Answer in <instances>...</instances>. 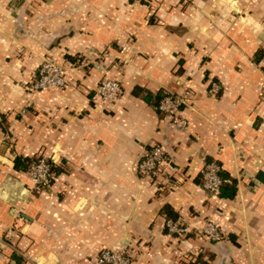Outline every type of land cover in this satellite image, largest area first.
I'll return each mask as SVG.
<instances>
[{
    "label": "crops",
    "instance_id": "1",
    "mask_svg": "<svg viewBox=\"0 0 264 264\" xmlns=\"http://www.w3.org/2000/svg\"><path fill=\"white\" fill-rule=\"evenodd\" d=\"M50 57L65 85L30 91ZM105 77L120 93L101 106L91 96ZM185 92L178 131L156 103ZM155 143L170 162L141 180ZM16 158L52 161L54 182L32 192ZM210 161L233 198L202 189ZM1 186L25 198L0 197V239L11 209L21 216L0 264H94L107 248L132 264H264V0H0ZM209 219L222 241L198 234ZM167 220L188 233L169 234Z\"/></svg>",
    "mask_w": 264,
    "mask_h": 264
},
{
    "label": "built area",
    "instance_id": "2",
    "mask_svg": "<svg viewBox=\"0 0 264 264\" xmlns=\"http://www.w3.org/2000/svg\"><path fill=\"white\" fill-rule=\"evenodd\" d=\"M132 3H139L141 0H130ZM66 69L58 63L54 58L45 59L37 70L36 76L31 83L30 91L38 92L48 89L61 88L66 82ZM221 90V85L217 82L210 83L208 92L210 95L215 96ZM120 93L119 83L111 78H103L94 89L91 96V101L94 104L101 106L110 105L115 101ZM188 94L185 92L181 96H173L165 94L158 104V110L165 117H167L172 126L178 131H184L187 128L188 122L185 117L180 113L181 107L187 101ZM170 157L161 144L155 143L144 152L143 156L137 162L136 172L141 180H149L155 182L157 177L160 176L162 168L169 164ZM220 167L214 162L210 161L204 164L200 176L201 187L207 193L218 198L221 179H220ZM28 181L31 184L32 192H40L49 188L54 182L57 172L56 166L52 161L45 158H38L29 163L25 172ZM13 220L9 230L6 232V236L0 239V245L7 243V239L12 233L19 231L21 216L17 210L13 213ZM165 228L171 235H177L178 237L184 236L188 233L186 227L182 226L178 222L167 220L165 222ZM198 234L209 241L220 242L226 235L223 229L219 227L211 219L206 220L201 226ZM175 254H179L175 252ZM94 264H132V254L114 248H107L98 253L93 261ZM226 264H236L229 261Z\"/></svg>",
    "mask_w": 264,
    "mask_h": 264
},
{
    "label": "trees",
    "instance_id": "3",
    "mask_svg": "<svg viewBox=\"0 0 264 264\" xmlns=\"http://www.w3.org/2000/svg\"><path fill=\"white\" fill-rule=\"evenodd\" d=\"M165 94H162L160 96H158L157 98V110H158V104L159 101L161 100V98L164 96ZM159 111V110H158ZM38 158H35L33 160H37ZM33 160H29V159H25V158H16L14 160V169L17 171H22V172H26L28 165L30 162H32ZM220 179L222 181L221 186H220V191H219V195L218 198H222V199H231L234 197L235 195V182L234 180H231L230 178L226 177L220 170ZM15 261H18L17 258H14Z\"/></svg>",
    "mask_w": 264,
    "mask_h": 264
},
{
    "label": "water",
    "instance_id": "4",
    "mask_svg": "<svg viewBox=\"0 0 264 264\" xmlns=\"http://www.w3.org/2000/svg\"><path fill=\"white\" fill-rule=\"evenodd\" d=\"M11 180H7L6 184L7 185ZM6 190L7 188H5V186H1L0 188V197L3 199H6L7 202H9L10 204L14 205L15 204V200L18 199L20 201H23V199L25 198V190L24 189H20L18 194H13L15 196L12 197H7L6 196ZM15 211H17L16 209H11V213H14Z\"/></svg>",
    "mask_w": 264,
    "mask_h": 264
}]
</instances>
